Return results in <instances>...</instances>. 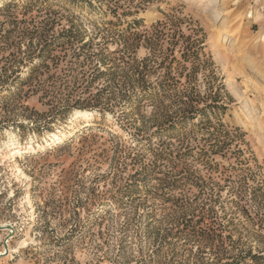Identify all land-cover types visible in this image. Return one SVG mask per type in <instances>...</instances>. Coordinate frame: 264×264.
<instances>
[{"label": "rangeland", "instance_id": "rangeland-1", "mask_svg": "<svg viewBox=\"0 0 264 264\" xmlns=\"http://www.w3.org/2000/svg\"><path fill=\"white\" fill-rule=\"evenodd\" d=\"M0 264H264V0H0Z\"/></svg>", "mask_w": 264, "mask_h": 264}, {"label": "bare ground", "instance_id": "bare-ground-1", "mask_svg": "<svg viewBox=\"0 0 264 264\" xmlns=\"http://www.w3.org/2000/svg\"><path fill=\"white\" fill-rule=\"evenodd\" d=\"M88 113H90V112H88L87 110H82V111H78L77 113H76V115H75V117H77V118H79V117H81V116H84V115H88ZM53 132V134L49 137V142L47 143L48 144V146L49 145H52L55 141H56V139H58L59 138V134L56 132V131H52ZM19 147V145L17 144V142H12V144H11V147L9 148V151H10V154H12V155H14L15 154V149H17ZM5 227V226H4ZM7 227H9V226H7ZM27 242H22L21 244L22 245H24V244H26ZM21 245V246H22ZM24 247V246H23ZM19 248V247H18ZM8 250V248L7 249H5V252Z\"/></svg>", "mask_w": 264, "mask_h": 264}, {"label": "water", "instance_id": "water-1", "mask_svg": "<svg viewBox=\"0 0 264 264\" xmlns=\"http://www.w3.org/2000/svg\"><path fill=\"white\" fill-rule=\"evenodd\" d=\"M1 227H4V226H1ZM9 227L11 228V231H10V233L7 235V238H6V242H5V248H6V249L8 248V243H7V241H8V239L13 235V233H14V230H13V228L11 227V225H9Z\"/></svg>", "mask_w": 264, "mask_h": 264}, {"label": "trees", "instance_id": "trees-1", "mask_svg": "<svg viewBox=\"0 0 264 264\" xmlns=\"http://www.w3.org/2000/svg\"><path fill=\"white\" fill-rule=\"evenodd\" d=\"M213 214H214V213H213ZM209 217H210V216H209ZM216 217H217L216 215H215V216H214V215H211V218H212L214 221L216 220V219H215ZM203 218H205V215L203 216ZM214 223H215V222H214ZM214 223H213V224H214ZM208 229L211 230V231H213V227H212V226L208 227Z\"/></svg>", "mask_w": 264, "mask_h": 264}]
</instances>
